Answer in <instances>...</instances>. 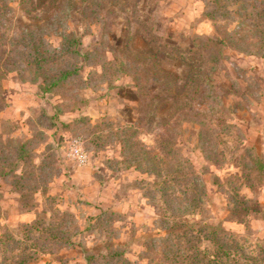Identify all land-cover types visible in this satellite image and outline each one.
<instances>
[{
    "label": "rangeland",
    "instance_id": "374dc122",
    "mask_svg": "<svg viewBox=\"0 0 264 264\" xmlns=\"http://www.w3.org/2000/svg\"><path fill=\"white\" fill-rule=\"evenodd\" d=\"M261 1L0 0V264L17 254L26 264H87L111 247L132 264H161L167 208L239 235L242 246H264V185L251 189L242 177L251 152L264 154V58L254 53ZM209 40L222 41V58L192 109L176 112L196 69L178 54ZM130 65H145L147 97L124 72ZM80 119L114 138L92 143ZM137 124L145 144L179 152L181 165L171 164L188 181L125 161L117 134ZM23 175L32 198L15 184ZM236 194L261 213H233ZM36 220L71 246L39 234L28 241L21 226Z\"/></svg>",
    "mask_w": 264,
    "mask_h": 264
},
{
    "label": "trees",
    "instance_id": "16d2710c",
    "mask_svg": "<svg viewBox=\"0 0 264 264\" xmlns=\"http://www.w3.org/2000/svg\"><path fill=\"white\" fill-rule=\"evenodd\" d=\"M263 3L264 0L260 2V4ZM237 15L239 18H241L240 14ZM257 15L258 19H260V24L256 23V27H260V25H263L264 27V15L262 16V14L259 13ZM214 17L215 14L213 18ZM245 23L246 21L242 20L239 25L242 24L245 26ZM241 29L242 28L240 27L239 31L237 30L236 33H240ZM260 33L261 39L258 40L259 44L255 46L257 49L254 53L264 58V29ZM228 36L230 37L229 34ZM208 42L209 43L206 45H198L197 49L191 48L185 53L178 54L180 59L185 60L187 63L193 64L196 69H198L199 73L195 74L196 69L192 68L193 72L186 79L185 92L181 95L185 98V100L181 102V104L176 103V112L183 111L185 108L192 109V101L195 99V95L201 94V91H203L204 87L209 83L210 75L216 68L215 66L217 65L219 59L222 58V41L209 40ZM207 52L210 53V56H206ZM244 52L249 53L247 51ZM2 67L3 65H0V82ZM120 67H123V64H121ZM127 67V70H124V72L129 73V75L134 78V82L139 87V90L143 93V97H147V89L151 83L149 82L148 74L146 75L144 70L139 68H144L145 65H140L139 67L137 65H130ZM205 68L207 70H205ZM69 75L70 74L65 75L64 77L68 78ZM157 99V101L161 104L163 103L162 100L168 101V98L162 99V97H159ZM185 101H189V103ZM0 102H3L1 95ZM162 105L169 106L170 104L169 102H166ZM86 122V119H80L76 121L75 124L80 125L85 123V125H87L89 128H92V143L100 145L101 143H104L105 139L113 137L111 134L112 130H105L101 127V125L93 128L89 126V123ZM139 127V124L123 126L120 128V131L117 134V137L120 138L122 143L125 161L128 163H135L137 168L145 169L144 171L146 173L155 174L156 178L160 177V175L165 172L167 173V177H169L171 179L170 181L173 183L186 182V180L191 176H182L178 172L175 174L174 170L177 168L176 164H171L172 160L176 159V163L181 165L180 161L182 158L179 156V152L170 149L167 153H163L160 149L166 148V145L154 148L145 144L140 139ZM26 146L27 145L25 144L17 146V154H19L18 160L23 159V151L25 150ZM250 155L251 163H243L245 173H243L242 177L246 182V186L254 189L256 184L264 185V154L256 155L251 152ZM6 162L7 159H4V157L0 156V171H4L3 166ZM29 181L30 180L28 177L23 175V177L20 178L18 182H15L17 187H19V191L25 195L26 199H28L29 196L32 198L31 194H33V192L28 193L26 191V189L31 186V184H28ZM162 184H166V181ZM163 190L164 189L161 188L160 192ZM236 198L238 206H235V208L232 210L233 213H240L250 216L261 213L259 209L260 207L246 197L236 194ZM166 211L167 212L163 215V223L166 225L165 237L159 240V244H161V264H264V246L258 250L253 248V246H242L240 242L236 241L238 238H240L239 235L229 233L221 226L205 225L202 222H196L195 224H192L187 220L181 219L178 216V210L175 211L171 208H167ZM42 224L43 222L36 220L31 224H25L21 226L28 241L33 240V235L39 234L47 242H53L54 240L57 243H63L71 246L72 243L70 240H62L61 238H57V235L51 238V236L48 235L46 229L42 227ZM9 237L11 240L16 241L12 234L9 235ZM2 238L3 237L0 238V243H5V239ZM35 240L36 241L32 242V246L35 251H37L39 247V240ZM109 250L110 252H108L106 256L100 258L92 254L86 256V263L132 264L125 257V253L119 252L118 247H111ZM13 257L7 259L10 260L8 264H26L27 260L25 256H18L17 254Z\"/></svg>",
    "mask_w": 264,
    "mask_h": 264
},
{
    "label": "clouds",
    "instance_id": "9594fccd",
    "mask_svg": "<svg viewBox=\"0 0 264 264\" xmlns=\"http://www.w3.org/2000/svg\"><path fill=\"white\" fill-rule=\"evenodd\" d=\"M77 155H78V159H79L81 162H83L84 160H86V155L83 154V153L81 152L80 149H77Z\"/></svg>",
    "mask_w": 264,
    "mask_h": 264
},
{
    "label": "built area",
    "instance_id": "2783aa9c",
    "mask_svg": "<svg viewBox=\"0 0 264 264\" xmlns=\"http://www.w3.org/2000/svg\"><path fill=\"white\" fill-rule=\"evenodd\" d=\"M72 155H73V153H72ZM76 157V156H75ZM80 161V160H79Z\"/></svg>",
    "mask_w": 264,
    "mask_h": 264
}]
</instances>
